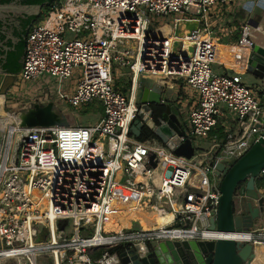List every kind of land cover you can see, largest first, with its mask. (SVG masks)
I'll return each mask as SVG.
<instances>
[{
  "label": "built area",
  "instance_id": "2783aa9c",
  "mask_svg": "<svg viewBox=\"0 0 264 264\" xmlns=\"http://www.w3.org/2000/svg\"><path fill=\"white\" fill-rule=\"evenodd\" d=\"M235 2L56 0L50 5L44 21L26 36L20 78L32 82L48 76L60 88L83 68L72 94L59 90L60 100L53 103L61 112V100L74 109L98 104L103 116L89 125L73 120L68 128H20L18 120L17 127L4 131L0 264H120L119 253L109 249L121 244L131 243L146 255L147 244L155 240L218 239L210 229L221 197L216 164L239 159L264 139L262 90L239 76L215 73L213 61L200 53L203 38L213 44V11ZM257 7H264V0H243L247 12ZM173 15H178L170 26L174 30L179 22L199 26L187 37L194 51L190 55L174 53L179 41L173 33L153 35L167 25L155 22ZM242 30L239 44L250 49V31ZM123 75L130 77L128 92L116 80ZM167 79L185 81L199 95L179 136L180 144L189 141L194 149L190 159L177 156L156 137L141 141L131 131L140 110V81ZM223 109L231 120L220 130ZM117 187L142 193L145 211L170 213L171 221L151 231L132 221L129 228L108 232L105 222L112 218ZM136 222L140 229L132 232ZM247 234L249 239L242 241L259 244ZM101 250L99 259L91 257Z\"/></svg>",
  "mask_w": 264,
  "mask_h": 264
},
{
  "label": "water",
  "instance_id": "95a60500",
  "mask_svg": "<svg viewBox=\"0 0 264 264\" xmlns=\"http://www.w3.org/2000/svg\"><path fill=\"white\" fill-rule=\"evenodd\" d=\"M0 0V54L15 50L22 43L30 22L37 16L39 7L24 6L23 0ZM199 26L196 23L198 30ZM174 43V53L179 47ZM193 52V49H190ZM25 53V51H24ZM244 71L253 77L264 92V45L253 44L245 58ZM24 61V56L22 63ZM23 65V64H22ZM0 96L4 98L14 87L17 75L5 74L0 63ZM21 72V71H20ZM126 73H130L126 69ZM168 90V89H167ZM140 110L131 131L140 139L147 128L156 138L173 150L177 156L190 159L194 149L189 141L180 144L182 103L176 105L168 91L158 83L150 81L139 90ZM20 128L72 127L73 119L58 110L53 102L39 103L23 109L18 114ZM4 131L0 129V145ZM174 137L170 141L169 138ZM180 144L178 147L177 145ZM154 156L151 160H154ZM156 164L153 163V167ZM221 176V193L218 212L211 220L210 229L225 234L250 233L256 223L264 217V194L257 181L264 169V139L254 143L239 159L227 165L216 164ZM61 227V225H60ZM262 244V239L256 240ZM120 264H252L256 258V245L242 240L218 238L215 241L155 240L147 244L148 252L143 255L133 244H121ZM127 247V248H126Z\"/></svg>",
  "mask_w": 264,
  "mask_h": 264
},
{
  "label": "crops",
  "instance_id": "0c3cea01",
  "mask_svg": "<svg viewBox=\"0 0 264 264\" xmlns=\"http://www.w3.org/2000/svg\"><path fill=\"white\" fill-rule=\"evenodd\" d=\"M241 4L237 5L236 2L230 6H225L224 8L214 10L213 13L210 16V23L213 31V44H212V50H213V55H212V68L215 73H220V74H228L231 76H239L242 78L243 77H251L248 75L244 69H242L239 65L240 59L243 55L240 54L239 52V39H240V34L236 33L235 34V26L239 25L240 23L243 22L242 29L243 27H247L248 30L250 31V35L252 38V41L254 44L258 45H264V42H257L256 41V33H261L264 35V7H257L254 9L252 12H247L250 7H248V10L242 8L243 0H241ZM239 7L240 10L242 11L243 14L241 15H236L237 16V21H230L232 19L231 7ZM49 7L48 6H43L38 8V14L37 16L30 22L26 34L23 36L24 41L26 39V36L30 30V28L33 25H36L38 23H41L44 21L46 18L47 12H48ZM241 21V22H240ZM187 24V23H186ZM186 25H181L177 30L179 31V34L182 33V31L185 33L186 30L184 28ZM193 31V30H192ZM191 31V32H192ZM179 47L177 48L176 52L182 51L184 48V42L179 43ZM25 56V53H24ZM22 70V69H21ZM2 73V72H0ZM5 74H11V73H5ZM17 77H20L19 74H15ZM17 78V79H18ZM244 82V81H243ZM154 83V82H153ZM120 86L123 85L122 83H118ZM141 84V83H140ZM246 84V83H245ZM142 85V84H141ZM160 87L164 88L165 91H168L169 97L173 99V101H177L175 104L180 105L179 103H182L181 109L186 113V120L183 112V124H187L188 121V114L189 111L195 107L199 103V95L198 93L194 92L190 87L186 84L185 81H179V80H172V79H167L162 82H160ZM251 87L256 88L258 86V83L255 82L252 85H249ZM126 87V84L124 88ZM131 87V84H130ZM259 87V86H258ZM168 89V90H167ZM14 90V87L8 92L7 96L5 97V105L7 108H9L11 111H15L12 109L11 104H12V99L14 96L11 94V92ZM262 90V89H261ZM139 94V93H138ZM139 97V95H138ZM259 98L261 100V104L264 105V92L263 90L259 92ZM55 100H51L53 102ZM39 103H48L45 100H42V102L34 101L31 103L27 104H22L20 108L23 106H26L25 108H28L32 105L39 104ZM100 105H93L92 109L97 110V108ZM91 107V106H90ZM23 108V109H25ZM102 108V107H101ZM22 109V110H23ZM98 111V110H97ZM225 115L219 120V125L218 128L222 130L224 128V125L230 121V117H228V111L226 109H223ZM17 112V111H15ZM100 112V111H98ZM101 114V113H100ZM103 116V113L101 114ZM102 118V117H101ZM185 120V121H184ZM261 193L264 194V190L260 189ZM264 231V217L262 220L258 221L254 227V229L250 232L252 233L253 236H255L256 239H262L264 241V238H262L261 233ZM264 244V242L262 243ZM260 245V244H257ZM256 245V246H257Z\"/></svg>",
  "mask_w": 264,
  "mask_h": 264
},
{
  "label": "rangeland",
  "instance_id": "374dc122",
  "mask_svg": "<svg viewBox=\"0 0 264 264\" xmlns=\"http://www.w3.org/2000/svg\"><path fill=\"white\" fill-rule=\"evenodd\" d=\"M241 2H242L241 0H236L237 5H240ZM228 11H231L230 15L232 16V19L230 21H232V22L238 20L236 15L243 14L242 11L240 10V8L235 7V6H232L231 10H228ZM175 17H178V15H173L169 18H163V19H159V21H156L155 26H162L163 24H167V25H165L162 28H160L159 30H157L155 35H157L158 37L161 36V37L166 38L169 34L174 33L175 38H177L176 40L179 41V39H180L181 42L180 41L179 42L183 43V42H185L186 38L191 33V31L194 30V28H196V23L190 22V23L186 24V23L179 22L177 24V28H179L182 24L186 25V27L184 28V30H186L185 33L182 31V33L179 34V31L177 30V28L174 30L173 28L170 27V26H173V20ZM241 24H243V22L240 23L239 25L235 26L236 27L235 28L236 29L235 34L238 33V34H240V36L242 35V31H243L241 28L242 27ZM240 40H241V37H240L238 42H240ZM256 41L257 42H264V35L261 33H256ZM83 72H84L83 68L75 70L74 75L70 79H68L67 81H63L60 88H59L58 80L50 78L48 76L42 77L39 80L32 81V82H24L19 77L17 79L15 85H14V90L11 92V94L14 96V98L12 99L13 100L12 104H11L12 109L17 111L16 113L18 115L20 113V111H22V109L26 107V106H23L22 108H20L22 106V104L31 103L34 101L42 102V100H45L47 102H51V100H56V99L60 100L59 90H60V92H62L64 94L71 95L72 92L74 91V89L76 88L78 82L83 79ZM117 79L123 85H125V84L127 85L128 83H130V81H129L130 77L128 75L119 76L118 78H116V80ZM243 81L248 86L257 82L253 77L248 78L246 76L243 77ZM140 83L141 84H149L150 81L141 80ZM61 104H62L61 110L64 113H67L71 119L76 120L77 122L82 123L84 125H89L91 123L98 122L102 117L100 112H98L95 109H92L93 107H90V106H88L86 108L74 109V108H71L68 105V103L64 100H61ZM4 110L8 114H12V111L9 108H7L6 106H4ZM184 116H185V120H186V113L185 112H184ZM118 188H122V187H118ZM116 197L121 198L123 196L117 194ZM124 197H126V196L124 195ZM112 221H116V215H114L113 213H112V218H111L110 222H112ZM139 229H140L139 224L136 222L133 225L132 232H136ZM106 230L108 232L112 233L113 232V223H109L108 226H106ZM114 235H116V234H114Z\"/></svg>",
  "mask_w": 264,
  "mask_h": 264
},
{
  "label": "bare ground",
  "instance_id": "6f19581e",
  "mask_svg": "<svg viewBox=\"0 0 264 264\" xmlns=\"http://www.w3.org/2000/svg\"><path fill=\"white\" fill-rule=\"evenodd\" d=\"M155 33L156 31L153 33V35L157 36L155 35ZM173 39H177L175 38L174 33H173ZM207 40L208 39L206 38L202 39L204 43L201 44L200 53H201V57H207L208 59L212 60V55H213L212 45L210 46ZM179 41L181 42L180 39ZM191 47L192 44L189 43L188 39L186 38L182 53L188 52L190 55ZM239 52L241 55H243L240 59L239 65L242 69H244L246 65L245 58L249 53V47L239 44ZM4 105H5V98L3 96H0V129L3 131H5L9 127L14 128L18 126V116L6 113V111L4 110ZM117 194L123 196L121 198L116 197L112 205V213L116 215V221L119 224L118 231H120L121 229L129 228L131 226L132 221H138L142 229H144L145 231H151L156 229L158 230L162 228L164 225L168 224L173 217V215L170 213H167L163 216L156 211H145V209L141 205L143 194L134 189L127 187H122V188L117 187L116 195ZM124 195L126 197H124ZM42 203L43 204L41 205H44L45 201L43 200ZM211 236L216 238L217 237L229 238L236 240L249 239L248 234L214 233L211 234ZM252 264H264V244H260L256 246V258Z\"/></svg>",
  "mask_w": 264,
  "mask_h": 264
},
{
  "label": "trees",
  "instance_id": "16d2710c",
  "mask_svg": "<svg viewBox=\"0 0 264 264\" xmlns=\"http://www.w3.org/2000/svg\"><path fill=\"white\" fill-rule=\"evenodd\" d=\"M56 0H23V4L24 6L27 7H43V6H48L50 7V5ZM9 0H2L1 3L2 4H6L8 3ZM25 46H26V39L24 41V44L22 43L21 45H19L17 48H15V50L10 51L8 53H2L0 54V63L2 65V69L4 72L7 73H11V74H19L21 69H22V60H23V56H24V51H25ZM130 84L128 83L126 85V87L123 89L124 92H128L130 90ZM93 105H91L92 107ZM98 111H100V113H103V109L101 108V106H99L97 108ZM150 138H155V135L153 134V132L147 128H145L142 131V136L139 140L141 141H146ZM257 185L259 189H263L264 190V176H262L258 181H257ZM111 221V218H108L105 222V225L108 226L109 223H113V231L117 232L119 229V224L117 221ZM128 246V244L126 245ZM123 251V246H118L112 249H109L110 253H115L118 252L119 254ZM104 251H99L95 254H91V257L93 259H99L102 256V253Z\"/></svg>",
  "mask_w": 264,
  "mask_h": 264
},
{
  "label": "flooded vegetation",
  "instance_id": "af4514ba",
  "mask_svg": "<svg viewBox=\"0 0 264 264\" xmlns=\"http://www.w3.org/2000/svg\"><path fill=\"white\" fill-rule=\"evenodd\" d=\"M127 248V247H126Z\"/></svg>",
  "mask_w": 264,
  "mask_h": 264
}]
</instances>
